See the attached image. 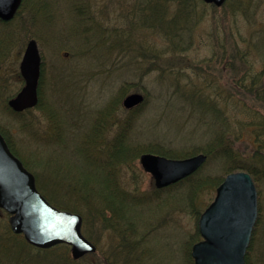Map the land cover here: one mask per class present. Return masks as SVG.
<instances>
[{
  "label": "rangeland",
  "instance_id": "374dc122",
  "mask_svg": "<svg viewBox=\"0 0 264 264\" xmlns=\"http://www.w3.org/2000/svg\"><path fill=\"white\" fill-rule=\"evenodd\" d=\"M133 2L25 0L11 21H0V128L8 134L18 153L35 159L28 162L37 172L40 173L42 165L66 164L67 183L92 177L87 174L89 162L79 151L82 132L96 130L98 135L93 136V141L112 149L121 135L120 122L127 123L122 138L125 144L140 151L119 168L115 177L120 175L122 187L136 194L135 200L139 202L127 208L126 215L136 221L137 235L143 237L144 243L126 256L121 251L128 246L122 244L119 230L109 229L98 216L95 222L90 219L81 226L83 235L95 245L96 251L78 261L80 264H191L186 257L187 248L191 250L192 244L200 239L199 216L195 210L201 213L206 208L218 185L200 191L193 196L194 200H190L185 186L156 192L154 180L142 169L139 156L151 153L148 150L156 145L169 150L172 157L167 158L198 154L188 152L201 144L198 132L192 134L200 113L197 107L201 96L218 100L217 107L224 110L231 122L249 118L244 106L264 116V102L242 94L231 81L242 74L232 69L234 64L259 73L262 79L264 0H226L221 7L201 0L191 1L194 25H189L190 30H181L182 37L175 39L181 40L180 49H172L156 30L145 27L132 30L128 21ZM123 33L126 38L120 35ZM30 39L36 41L41 56L43 110L34 107L28 113L17 114L8 108L7 102L24 84L19 64ZM152 50L159 57L150 66ZM223 50L226 56L222 57ZM242 54L248 63L240 60ZM132 93L142 95L143 100L125 108L122 101ZM227 96L230 99L224 103ZM239 98L243 99L240 104ZM208 106L206 102L202 104L203 108ZM57 110L66 118V144H55L45 137L48 114ZM240 110L244 113H238ZM239 131L241 137L236 146L241 149L240 157L248 160L257 147L252 127L245 126ZM208 166L211 178L223 179L221 163ZM255 185L259 218L253 226L246 257L247 264H264V172ZM10 231L8 214L0 209L3 260L4 250H8L4 245L16 247L15 242L22 238ZM24 253L30 260L35 256L31 248H26Z\"/></svg>",
  "mask_w": 264,
  "mask_h": 264
},
{
  "label": "trees",
  "instance_id": "16d2710c",
  "mask_svg": "<svg viewBox=\"0 0 264 264\" xmlns=\"http://www.w3.org/2000/svg\"><path fill=\"white\" fill-rule=\"evenodd\" d=\"M22 1L19 10L25 5V0ZM191 1L193 0H134L132 9L130 8L129 10L130 18L128 25L132 30L137 27L156 30L168 40L172 49H177L180 47H178V41L181 43V40L175 39L182 37L180 36V31L184 29L190 30L189 25H194L192 19L195 18L192 16ZM171 7L172 9H170ZM19 10L16 15H18ZM120 35H123L124 38L127 36L125 33ZM223 51L224 53L221 52L222 57L224 54L226 56L225 50ZM155 53L156 51L151 52L152 60L150 61V66L158 62L159 56ZM239 53L240 52L237 51V55ZM233 55L236 56V53H233ZM216 59L218 60V58ZM244 59L245 54H242L240 60ZM244 63H248L247 59H245ZM236 65L237 64H234L232 69L242 71V74L236 78H231L232 84L239 87L242 94L247 93L248 95L254 96L257 101L264 102V83L260 78V74L251 73L246 67L244 69H242V67L237 68ZM40 83L39 81V102L36 106L37 109L43 108ZM195 92L199 94V90ZM229 97H231V95ZM229 97L225 98L223 102H228L230 99ZM238 101L240 104L243 99L239 98ZM205 102L209 104L207 108L202 107V104ZM218 103L219 101L216 99H208L202 96L198 101L200 106L197 108L200 109V113L196 118L197 125H194L192 134L196 135L198 132L197 136L201 137L199 139L201 144L194 145L188 153H203L206 156L205 163L192 175L171 186L156 189V192H158L157 190H164L174 186H185L191 195L190 200H194V195L200 191L213 187L215 188L221 182L222 179L217 180L208 175V164H214V162L223 165L222 167L225 175L237 170L248 172L255 183L261 173L264 172V116L256 112L252 113L242 104L241 106H244L243 110L247 112L249 118L244 121L233 119L231 122V119L229 120L224 110L217 107ZM239 108L240 106L238 110ZM243 110H240L238 113L242 112L243 114ZM30 111L31 109H28L22 113H28ZM57 111H52L48 114L49 126L44 132L46 135L45 137L48 141L54 142L55 144H60L61 142L66 144V118L62 112ZM126 124L125 122H120L121 135L120 138L117 139L116 147L112 149L111 146L106 147L105 144L99 145L97 142L93 141V136L98 135L96 130L82 132L79 137L81 143L79 151L85 160L89 162L87 174L92 177L83 180L74 179L67 183L66 164L54 167L42 165L39 173L31 163L28 162V160L35 159L18 153L11 145L5 130L0 128V133L13 154L21 160L29 171L32 170L37 189L51 204L59 209L78 213L82 217V224L84 225H86L87 221L90 219L95 222L96 218L99 216L101 219L105 220L109 229L115 228L119 230V238L122 244L128 246L125 248L122 247L121 252L129 256L131 252L138 249V247L144 243V240L142 236L137 235L138 227L136 221L126 215L127 208L139 202L135 200L136 194L122 187V181L121 178H119L120 175L115 177V174H119V168L123 164L129 162L132 156L137 157L140 151L137 147L132 148L131 145L125 144L122 138V135L125 133L122 129L128 127ZM231 124L237 127L233 128ZM245 126L252 127L253 141L257 146L248 160L240 157L242 156L240 153L241 149L236 146V142L239 141L241 137V132L239 130ZM197 130L205 131L199 132ZM148 151L162 156L172 157L168 149L157 145L152 146ZM51 157L49 156L47 158L51 160ZM36 166H38L37 163ZM100 174H102V176H100ZM46 175H48V178L45 179ZM42 182H45L46 186L41 184ZM46 187L51 188V191H48ZM191 204L193 205L192 201L190 202V206ZM195 213L197 216L200 215L198 210H195ZM106 214H108V216H106ZM15 243L16 247H12L11 244L7 243L4 245L8 250H4L6 255L5 261L0 257V264H4V262L5 264H31L30 261H33L32 264H80L78 260L75 261L70 257L68 246L63 244L55 245L48 249H39L29 246L23 238L17 240ZM29 247L35 250V256H33L31 260L27 258L24 253L26 248L30 249ZM11 251L12 254H10ZM19 252L20 254L18 255ZM16 256L20 258H16ZM186 257L190 263L193 264V260L190 256V248H187ZM245 258L247 264V257Z\"/></svg>",
  "mask_w": 264,
  "mask_h": 264
},
{
  "label": "water",
  "instance_id": "95a60500",
  "mask_svg": "<svg viewBox=\"0 0 264 264\" xmlns=\"http://www.w3.org/2000/svg\"><path fill=\"white\" fill-rule=\"evenodd\" d=\"M220 7L226 0H202ZM21 0H0V20H11ZM41 56L34 39L27 41L19 64L22 88L8 100L15 112L33 108L38 103ZM264 82V73L262 75ZM143 96L132 93L122 105H138ZM202 153L172 159L144 153L139 156L142 169L149 173L156 188L174 184L197 171L205 162ZM0 209L8 214L14 234H21L27 244L48 249L58 244L69 247L70 256L78 260L96 251L82 233L79 214L51 205L38 191L34 175L10 151L0 134ZM257 217V191L249 173H228L215 189L213 200L200 213L197 230L201 237L191 246L194 264H245V253Z\"/></svg>",
  "mask_w": 264,
  "mask_h": 264
},
{
  "label": "flooded vegetation",
  "instance_id": "af4514ba",
  "mask_svg": "<svg viewBox=\"0 0 264 264\" xmlns=\"http://www.w3.org/2000/svg\"><path fill=\"white\" fill-rule=\"evenodd\" d=\"M257 207H258V204H257ZM258 211V210H257ZM258 213V215H257V217L259 218V211L257 212ZM248 252V251H247Z\"/></svg>",
  "mask_w": 264,
  "mask_h": 264
}]
</instances>
